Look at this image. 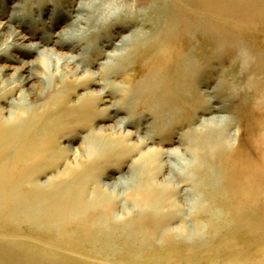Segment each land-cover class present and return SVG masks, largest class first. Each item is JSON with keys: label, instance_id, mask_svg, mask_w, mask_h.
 I'll list each match as a JSON object with an SVG mask.
<instances>
[{"label": "rangeland", "instance_id": "1", "mask_svg": "<svg viewBox=\"0 0 264 264\" xmlns=\"http://www.w3.org/2000/svg\"><path fill=\"white\" fill-rule=\"evenodd\" d=\"M80 5H85L87 12H80L85 21L78 27L74 18L80 15ZM175 12L186 19L178 22L181 29L169 31L164 23L173 18ZM197 16L206 19L205 25L209 24L210 30L199 28L193 34L185 33V29H190L189 25L200 26ZM218 23H221V29ZM1 24H9L14 33L26 36L23 46L40 44V51L49 53L50 57L43 61L41 52L30 51L25 46L17 51L2 47L8 39L7 33L0 39V69L9 68L0 73V84L8 85L11 81L6 89L16 88L12 94L14 98L9 96L7 102L21 99L34 111L44 109V114L40 115L43 124L51 118L50 114L55 110L50 107L54 105L56 110H62L70 118L67 120L71 123L69 126L48 129L51 130L48 134L52 132L48 137L54 132L59 149L63 151L56 170L63 171L67 166L79 167L80 173L98 169L97 182L101 191L106 193V198L115 201L112 221L120 224L140 217L131 198L141 196L139 188L144 180V156L153 154V149L179 150L189 162L187 169L171 180L173 186H180L174 192L173 201L181 207L169 228L177 234L182 230L189 232L186 238L191 244L170 251L161 239H156L152 242L154 248H145L143 253L129 256L127 253H133L140 242H131L122 249L126 246L125 240L113 239L111 244L118 252L100 253L94 257L63 253L44 255L33 250L31 244L21 241L14 245V239L9 238L14 231L9 228L2 234L7 227L0 225L1 234L6 236L0 240L4 243L0 244V264H224L227 261V264L234 261L240 264L238 250L244 251L241 257L252 256V247L256 245L252 242V230H243L247 224L241 225L238 221L225 223L223 213L217 216L213 225L198 224L194 219L196 207L202 205V193L195 186L192 166L196 156L192 142L195 136L208 137L219 131L221 120L227 119L233 140L239 137L244 151L249 153L247 156L262 160L257 149L260 148L258 145L264 144V0H0ZM181 40L184 49L176 48ZM236 42L242 43L237 45ZM170 43L175 48L171 47L173 59L169 65L167 63L168 67L160 49L161 44ZM180 52L182 55L175 58L174 54ZM51 56H81L83 60L87 59L86 66L82 65L77 71L78 63L70 67L57 65ZM33 63L34 70L31 71L28 67ZM32 73L36 78L31 83L23 81ZM101 91L107 93L105 99L110 102L107 112L100 111L104 108L99 101ZM79 101L82 103L77 105ZM0 105L7 116V103ZM120 120H127L129 125L120 128ZM158 161L156 167L167 163L169 158L162 156ZM176 161L173 159L174 167ZM43 163L40 165L44 166ZM56 170L44 171L38 176V182L46 185L55 178ZM170 174V168H165L157 174L154 182L170 181ZM218 178H211L210 185L214 182V186L205 189L203 201L211 194V200L215 202L210 205L205 202L208 208H220L216 205L222 198L224 200V190ZM94 189L91 185L90 196ZM262 208L263 205L257 210L260 226H264ZM247 212L241 217L245 223L250 220ZM152 227L157 226L148 224L146 229ZM238 227H242V231H238ZM25 230L27 227L23 226L22 234ZM51 241L42 240L41 244L45 246L43 244H51ZM261 243L264 244V240Z\"/></svg>", "mask_w": 264, "mask_h": 264}, {"label": "bare ground", "instance_id": "2", "mask_svg": "<svg viewBox=\"0 0 264 264\" xmlns=\"http://www.w3.org/2000/svg\"><path fill=\"white\" fill-rule=\"evenodd\" d=\"M85 5L82 7L80 5V8L78 9L79 13L87 12V7H85ZM204 8H206L207 10L208 6H205ZM173 15H174V17L172 16L173 18L168 19L167 22L165 21L164 23V27H166L169 31H171L170 29L172 28H174V30L179 28L181 24L178 22L179 21L181 22L185 18L183 15L177 14L176 12ZM86 17L89 16L86 15ZM198 18L201 21L200 26L189 25L190 29H185V33H190V32L192 33L193 31L199 28L204 31H208V29L210 30L209 24L205 25L206 19H202L200 17ZM74 19L76 25L80 24V22L84 23L85 21L81 13L80 15H78L77 18ZM173 19L177 21L174 22ZM185 24L187 23L185 22ZM203 24L205 26H202ZM80 25H78V27ZM87 25H89V23H87ZM218 28L219 29L222 28L221 23H218ZM246 31L248 32V30ZM3 34L9 36L6 42H3L4 44H2V47L4 45L6 46L5 48L9 50L17 51L19 48H23L25 46V45L23 46V44L27 41L26 36L23 37L16 32L14 33L12 31L11 25L9 24L0 25V39ZM166 35L168 36V34ZM177 41H179V39ZM182 42H183L182 40L180 41V43L178 42L179 46H176V48L182 49L183 48ZM242 42H236V44ZM161 45L162 48L160 50L161 53L164 54L163 57V59H165L164 64L167 65L168 63L169 65V63L173 59L172 57L173 53L170 50L172 49L171 47L175 48V45H173L172 43L165 45L161 44ZM186 45L188 46V44ZM24 48L26 49L28 48L30 51L36 53L41 52L42 54L41 59L43 61L50 57L49 53H45V51L43 52L40 51L41 50L40 44H36V45L31 44L29 46H25ZM159 52L156 53L158 54ZM181 55H182L181 52L174 54L175 58ZM81 56H75V57L65 56L62 58H58V57L53 58V56H51V59H56L57 65L58 64L66 65L68 67L77 65L78 63L79 68L76 70L79 71L82 65L83 67L86 66L85 60H87L85 58H84L85 60H83ZM34 64L35 63H33L31 66L29 65L28 67L31 71L34 70ZM8 69L9 68L7 67H3L0 69V73ZM153 72L156 71L154 70ZM90 73H91L90 75H92L91 71ZM103 73L105 74V72ZM146 73H147V69H146ZM34 78L36 77H34L32 73L28 77H26L23 81H25L26 83H31L34 80ZM7 83L9 82L7 81ZM9 84L8 85L0 84V103H7V106L9 107V110L6 108L8 110L7 116H5L6 114L4 113V110L0 107V225H3L4 228L7 227L5 230L1 231L2 234L3 231H8L7 229L9 228L12 231H14V235L9 237L14 239V241L12 242L14 245L17 246V244H19L22 241L25 242L27 245L31 244L34 247L33 250H35L39 254H44V255L63 253V254H67L68 256L94 257L95 255H98L100 253L107 254V253L118 252V250H116L117 248L115 247V245L111 244L113 239L125 240L124 244H126V246H123L122 249L128 247L131 242H135V243H137L138 241L140 242L139 245L133 251V253L131 252L127 253L129 256L139 255L140 253H143V250L145 248H149V247L151 249L154 248L152 242L155 241L156 239L159 240L161 239L164 247L170 248V251L177 247H184L185 245L183 244H187V243L191 244L187 240L189 232L182 230L179 232V234H177L178 232L176 233V231H173L171 228H169L170 222H172L177 218V214H179L181 207L178 206L177 203L173 201L175 199L174 192L177 189H179L178 187L180 186L177 187L173 186L171 180L174 179L173 178L174 175L177 176L181 175L182 170H184V168L187 169L186 168L188 167L187 162H189L184 158V155L181 154L179 150L165 152L162 149L161 150L153 149L151 150L153 154L151 155L148 154V156L146 157L144 156L143 160L145 161V163L142 166L143 167L142 174H144V177L143 176L142 177L144 178V180L142 181L140 179L142 182L139 188V193L141 196L137 199L131 198V200L136 204V206L140 211L139 214L140 217L136 221L131 220L129 222H124L120 224L116 223L115 221L113 222L112 217L114 212L115 201L110 200V198L109 199L106 198L104 196V194L106 193L103 194V191H101L98 183L99 182L98 181L99 176L97 174L98 169L95 168L93 169L94 170L93 171L92 169L86 168L87 171H83L82 173H80L79 167L78 169L77 168L75 169L73 167L67 166L63 171L56 170L57 161L61 159L63 155V151H60L59 149L58 141L55 138L56 134H54V132L52 136L48 137V135L52 133L50 132L48 134V131H51L48 129L55 130V129L67 127L69 126V124H71L70 122H68L70 118L66 117V115H64L65 113H63L62 110L61 111L56 110L57 107L55 105H54L55 107L54 106L50 107L47 105L48 106L47 108L50 107L52 108L53 111L54 110L55 111L53 112L52 110L50 111L48 110L49 112L52 111L53 114L51 113L50 114L51 118H49L47 121H45V124H43L42 123L43 119L41 120L40 115L44 114L45 112L44 109H38L37 111H34L32 108L26 107L25 102L21 99L19 101L12 100L10 102H7L9 96H12V94L15 93L14 91L16 90V88L6 89L7 87H9ZM129 90H131V88ZM173 90L175 91L176 88ZM101 92H100L101 94L99 93L101 97L99 101L102 102L104 108H102V110L100 111L107 112L110 109V107L107 106V104H109L110 102L108 99H105L108 97L105 95L107 93L104 91ZM107 92L109 91L107 90ZM59 94H64V93H59ZM172 96L175 95L172 94ZM98 97L95 98V100L98 99ZM51 98H52L51 101H53V97ZM82 99L84 98L82 97ZM81 103L79 101L76 104L80 105ZM60 105L63 106V104H59L58 106ZM38 106L40 107V105ZM69 106H71V104ZM96 110L98 111V109ZM99 112L97 113L100 114ZM127 120H122V121L120 120L121 121L119 122L120 128L129 125V122ZM84 121L86 120L84 119ZM226 122L227 119H222L221 127L218 128L219 131L211 133L210 136L208 137H199L193 135L195 137L193 138L192 148L195 152L196 162L193 164L192 170L193 173H195L194 177L196 178L195 186L197 190H199V192L202 193L200 198V201H202V205L199 206L198 205L199 203L197 204L198 206L196 207L197 209L193 216L198 224L207 223L208 225H213L216 223L215 221L218 220V219L216 220L217 216L220 213H223L222 217H225L223 221L225 223L229 224L230 222L238 221V223H240L241 225L247 224L246 227H243V230L247 228L252 230L251 232L253 239L252 242L256 245V247L255 246L254 248L252 247V252H251L252 256L250 258L247 256L241 257L244 254V251L238 250L239 252H237L238 253L237 257L239 259V262L240 264H264V244L261 243L264 240V226H260L258 224L260 215L257 212V210L260 209L261 205H263L264 208V158H263L264 144L261 145L262 144L261 143L260 145H258V147L260 148L257 147L258 148L257 150H259V152L262 155V160L259 158L258 160H256L254 157L249 158L248 157L249 153L244 151L243 144L241 143L239 137L233 140V136H231V134L229 133V126L228 124H226ZM88 123L90 122L88 121ZM94 138L95 137H93V139ZM109 142L111 143V141ZM142 143L145 142H141V144ZM103 144L105 145V143ZM162 156L168 157L170 162L168 161L167 163L156 167L157 163L159 162L158 160L162 158ZM173 159L177 160L175 167L172 165ZM90 161H92V159ZM43 162H46L47 165H45V163ZM41 163H43L44 166H41L40 165ZM51 168L55 169L58 172L57 175L55 176V178L50 180L46 185H41L40 182H38V176L41 175L44 171L49 170ZM165 168H170L171 170V174H170L171 176H169L168 178L170 181H165L163 183L156 184L154 182L155 177ZM91 170L93 173H90ZM214 177H219L218 182L219 184L221 183L224 190V200L222 198V200H220L221 203L216 205L217 207L220 208H215L214 206H211L212 208H215V210L212 208H208L210 205L209 203L211 204L215 203L214 199L211 200L213 197L210 193L208 197L205 196V200L203 201L205 189L207 187L212 188V186H214V182L210 185V183L212 182L211 178ZM91 185H93L95 188L93 190L92 196H90L89 194ZM205 202H208L209 205L207 206V203ZM99 209L102 210L100 211ZM245 211L246 212L248 211L246 214L248 215L250 214L249 216L250 220L247 219L248 222L246 223L244 219L241 218L242 216L243 217L245 216ZM261 218H262L261 221H263L264 217ZM152 223L155 224L157 227L146 229L148 224H152ZM23 226L27 227V230H25L26 234L25 233L22 234L21 230ZM237 229L238 231H242V227L241 228L238 227ZM1 232H0V240L6 238V236L2 235ZM51 238H53L54 240H52ZM42 240L51 241V244H43L45 246H42L41 244ZM0 244H4V243L0 241ZM122 251L123 250H120L119 252ZM123 252H127V251H123ZM227 262L225 263L227 264ZM233 264H238V263L237 261H234Z\"/></svg>", "mask_w": 264, "mask_h": 264}]
</instances>
